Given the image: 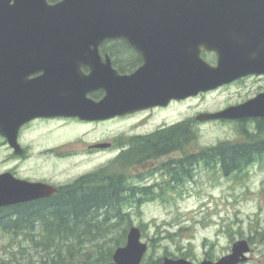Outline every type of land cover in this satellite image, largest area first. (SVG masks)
Masks as SVG:
<instances>
[{
	"label": "water",
	"instance_id": "95a60500",
	"mask_svg": "<svg viewBox=\"0 0 264 264\" xmlns=\"http://www.w3.org/2000/svg\"><path fill=\"white\" fill-rule=\"evenodd\" d=\"M12 1L0 0V126H20L51 108H44L42 103L52 99L38 95L18 99L15 93L20 83L9 74L17 65H4L2 59L5 53L20 52H4V46L52 47L48 53H52L53 61H63L54 65L59 72L73 69L72 63L83 54L75 48L98 46L113 38H143L146 45L165 47V63L144 67L143 83L122 75H57L70 92L83 93L84 84L103 87L107 96L99 103L97 116L104 117L168 105L173 99L196 96L249 74H264V0ZM154 37H161L162 41H151ZM203 49L217 54L216 65L202 57ZM253 117H264V92L223 110L202 113L198 119ZM18 129L0 128V132L15 144ZM56 190L43 182L0 174V207L48 197ZM147 250L141 228L133 225L126 245L115 250L113 261L97 264H141ZM251 251L249 241L241 239L233 244L231 253L218 260L196 263L185 257H165L162 264H242L249 261Z\"/></svg>",
	"mask_w": 264,
	"mask_h": 264
},
{
	"label": "rangeland",
	"instance_id": "374dc122",
	"mask_svg": "<svg viewBox=\"0 0 264 264\" xmlns=\"http://www.w3.org/2000/svg\"><path fill=\"white\" fill-rule=\"evenodd\" d=\"M261 83L264 82L251 78L240 84L222 87L207 95L175 104L163 116L166 123L196 121L197 127L194 129L198 134L193 146L197 149L216 144L220 140L235 141L242 137L238 131L240 124L232 121L198 122L196 116L219 111L255 97L261 90ZM157 120L152 124H157ZM132 125L131 122L104 130L108 135H114L129 130ZM249 126L254 129L253 124ZM76 128H44V131L35 132L29 139L32 142L31 156L28 161L21 162V174L46 177L56 184L71 183L96 172L117 158L119 148L95 153L85 143L82 145L79 142L81 138L76 139L77 134L93 141L98 137H95L93 130L84 134L85 130ZM132 129L134 134H141L156 128ZM56 133L65 140H57L59 137ZM3 154V149H0V172L5 166ZM173 157L180 158V153H175ZM165 180L156 176L143 182L163 184ZM165 193V197L148 198L140 208L133 204L127 210L130 214L125 221L114 226L106 234L105 240L89 243L87 248L93 253V246H107L109 241L114 242L113 238L121 239L123 245L127 241L126 229L128 231L132 225H137L142 229L143 241L149 244V250L142 261L144 264L149 259L155 262L164 256L186 257L196 263L205 259L218 260L231 253L233 244L241 239L250 240L253 249L250 261L246 264H264V165L261 162L257 161L231 175L201 164L193 169L192 179L181 182L178 190H167ZM22 240L0 228V259L11 260L19 254L21 261L28 262L31 253L35 254V258L38 257V251L28 241L21 245ZM20 249L27 255L23 256Z\"/></svg>",
	"mask_w": 264,
	"mask_h": 264
},
{
	"label": "flooded vegetation",
	"instance_id": "af4514ba",
	"mask_svg": "<svg viewBox=\"0 0 264 264\" xmlns=\"http://www.w3.org/2000/svg\"><path fill=\"white\" fill-rule=\"evenodd\" d=\"M47 1L49 3H55L60 0ZM12 3H14V0ZM144 33L147 34L148 32L144 31ZM150 40L153 42H160L162 41V38L154 37ZM145 41L146 40L143 38L129 39L118 37L106 40L104 43L98 46L75 48L76 50L78 49L79 51H82L83 54L79 55L80 58L72 63L73 69L61 72L55 70L54 65H60L59 63H62L63 61L59 60L54 62L52 53H48L53 51L52 47L4 46L2 48V51L4 52H20L17 55L5 53L2 59L4 65H17L15 69L9 71V74L12 79H16L17 82L20 83L15 93L19 96L18 99H29L34 95H38L42 99H48L49 97L52 99H48L42 103L44 108L49 106H51V108H47V110L44 109L42 114L26 120L20 126L17 127L14 123H11L10 125L3 124L0 126V128H19L17 131V142H15V144L9 140L7 135L0 132V149H3L4 151L3 161L5 162L4 169L0 172V174L9 173L19 179L44 182L53 185L57 188V190L51 196L35 201L1 206L0 209L6 207L16 208L28 206L38 201H45L57 196L63 186L73 183L56 184V182L46 177H33L32 174L29 173L21 174V162L28 161L31 156L30 149L32 142L29 139L35 132H40L44 128H70L73 125L82 126L85 127V129L76 128L75 130H85L84 134H87L93 130V132H95V137H98L96 141H93L87 139L86 137H80L79 134L76 135V139L77 137L81 138V141L79 140V142L82 143V145L85 143V146H87V148L91 151L95 153H101L106 150L119 148L120 150L117 158L113 162H107L105 166H102V168H109L112 171L119 169L121 172H126V191L129 197L132 196V187L137 183L151 187L152 191L154 190L157 193H162L163 184H148L144 183L143 181H147L153 177L155 178L156 176H160L161 179H166L165 181L171 180L172 175L170 172H168L171 170V166H166V164H170V162H174L172 166L173 170L180 173V170H176V168H179V165L175 163L180 158L173 157L175 153L180 152H175L170 156L144 160L140 164L135 165L133 147L135 143L141 138L149 137L167 128H177V126L181 125V123L187 121L179 120L173 123H166L165 116H163V114L167 109H170V107L175 104L184 103L190 99L207 95L213 91L201 92L196 96H190L186 99H173L168 105H154L126 114L104 117L97 116L100 113L99 109H97L99 103L102 102L107 96V91L103 87H94L97 85V83H93L94 86L90 84H84L83 93L70 92V88L66 84L61 83L63 81L61 77H57L58 74L73 76L76 78L122 75L143 83L146 78L144 75V67L148 65L158 66L162 62L165 63V47L161 48L160 45L156 44L146 45L144 44ZM42 51L47 52L44 54ZM35 53L38 54L35 55ZM202 57L211 65H215L217 63V54L213 51L203 49ZM152 75L155 76L156 71H153ZM251 78H258L260 81L264 82V74H249L229 84L223 85L218 89L240 84ZM55 83L56 85L54 86ZM260 87V92L264 91V83H261ZM54 98L56 100H54ZM63 99L66 100L62 101ZM197 117L198 116H196V120L199 122ZM156 119L159 120H157V124L153 125L152 122ZM259 119L264 118H244L232 120V122L240 124L241 128H250L249 124H253L252 128H256V123ZM134 120H136V122H133ZM212 121L229 122L230 120ZM131 122L133 125L130 126L129 130L118 132L114 135H108L107 131L104 130L109 127H115V125H123ZM195 122L193 123L192 120H190L189 126L186 128H196L197 122ZM132 128L156 129L152 132L134 134ZM56 136L59 137L58 134ZM57 140L65 139L59 137ZM166 158L167 160H164ZM194 168L189 166L188 169L190 171ZM184 175L186 178L192 179L193 171L192 177H189L188 174ZM97 177L100 178L101 176L98 175ZM179 184L180 183L176 184L177 187L175 190H178ZM127 203L130 205V207H132L133 201L131 198ZM149 260L147 263L154 264V260ZM162 261L163 258L157 264H162ZM141 264L144 263L142 262Z\"/></svg>",
	"mask_w": 264,
	"mask_h": 264
},
{
	"label": "trees",
	"instance_id": "16d2710c",
	"mask_svg": "<svg viewBox=\"0 0 264 264\" xmlns=\"http://www.w3.org/2000/svg\"><path fill=\"white\" fill-rule=\"evenodd\" d=\"M188 126L189 121H185L177 128L164 129L139 139L133 147L135 165L180 152V159L175 162L180 173L173 170L174 162L166 164L171 166L168 172L172 177L163 183L162 193L137 183L129 197L126 172L102 168L63 186L53 198L28 206L1 208L0 228L23 239L21 245L28 241L38 251V257L31 253L28 258L31 260L23 262L18 254L11 260L0 259V264H97L112 261L114 249L122 245L121 239L113 238L114 242L109 241L107 246L96 244L93 253L87 245L105 240L114 226L127 219L130 198L134 206L140 208L148 198L167 196L165 191H175L176 184L189 179L184 174L192 177L193 170L189 171V166L194 168L204 164L231 175L257 161L264 165V119H259L254 129L239 128L242 137L235 141L220 140L198 149L193 146L198 133L194 128H186ZM22 255L27 254L22 252Z\"/></svg>",
	"mask_w": 264,
	"mask_h": 264
},
{
	"label": "bare ground",
	"instance_id": "6f19581e",
	"mask_svg": "<svg viewBox=\"0 0 264 264\" xmlns=\"http://www.w3.org/2000/svg\"><path fill=\"white\" fill-rule=\"evenodd\" d=\"M73 126H75V127H77V128H85V127L77 126V125H73ZM70 128H71V127H70Z\"/></svg>",
	"mask_w": 264,
	"mask_h": 264
}]
</instances>
